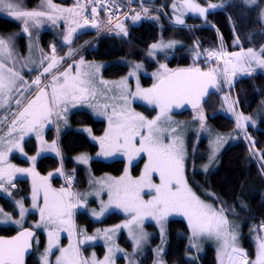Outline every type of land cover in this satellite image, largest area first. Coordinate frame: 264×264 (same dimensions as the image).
I'll list each match as a JSON object with an SVG mask.
<instances>
[{
	"label": "rangeland",
	"instance_id": "rangeland-1",
	"mask_svg": "<svg viewBox=\"0 0 264 264\" xmlns=\"http://www.w3.org/2000/svg\"><path fill=\"white\" fill-rule=\"evenodd\" d=\"M139 0H129L126 1L127 3H132V6H129L128 4L125 6V9L123 12H121L122 18L124 19L121 24L118 26H122L124 29V24L126 22H131L132 24L139 23L147 13V8L145 5H142L143 3H138ZM16 3H18V11L21 12H44L47 15L44 17H40L41 23L37 26H33L32 22H29L28 25V31L25 32L23 29L25 27L24 23L21 20H17L13 17L11 12L5 13L0 12V15L10 18L14 21H16L19 25V29L11 34H1L0 38H3L7 42V52L0 55V64H2L4 67H9V69L13 73L18 74V76H22V78H26L30 80L31 76H24V72H30L33 70L42 72L45 68L42 66V60L43 59H49V63H53V60L55 58L58 60V62L55 64V66L50 70L48 73H44V77L39 78L40 84L39 86L36 85V89L43 85L42 83L48 80L47 84L48 86L53 85L57 81L63 80V83L65 85L66 80L64 77V73L68 74L67 83L72 84L76 83L79 88H86L87 92L81 93L80 91H76L75 95L77 99H72L71 97L67 100L66 106L69 108V106L72 105V102L78 103L79 110H86L91 113L93 117L96 119H101L105 121V130L99 134L95 135L91 131L89 126H70L71 129H74L75 131L83 132L91 142L95 143L98 147V150L93 155H89L88 153H81L74 156V159L77 161V163L89 166L91 160L97 159L101 161H114V160H122L124 162V171L119 177H113L111 175H101V176H94L91 173L88 174V185L84 189L74 190L72 186H69L68 188L64 186V183L71 178L74 180L72 176L65 175L64 170L62 167V164L58 166L60 168V172L57 173L54 177L59 178L61 185H59L60 188H66V192H70L73 194V192L76 193V195H72L70 198H65V203H70L74 209V217L73 220H71L70 225H59V224H48L41 218V212L39 216L30 217L29 215L33 214V211L29 210V204H25L24 198L28 200V195L26 194L24 198H18L19 201L15 202H8V199L5 200V203L0 204V226H16L18 228L22 227L24 222L30 223L31 226L39 225L37 227L38 229L44 230L45 232V239H44V245L42 248L37 249L36 256L39 257V261L41 260L40 264H44L43 256L45 254L46 249L49 247V232L55 231L57 233V238L60 234L67 230H79L81 227H78L75 221V213L77 210L79 211H86L90 218L95 222H100L104 217H106L110 213H117L123 216V219L119 222L113 224V225H107L103 227L96 228L98 235V243L103 246L104 251L103 254L105 259L101 262H104L107 258V264H133L131 263V258L134 259L133 256V250L130 248V251H127V248L124 247L119 242V237L124 234L126 235L125 238L129 241V238L134 242V250L139 251V255L143 254L147 249L152 250L153 252V264H165V258H163V253L166 247V232H167V223L170 219H182L186 222L187 228L189 231L188 237V248L189 252H187V257L189 259H198L200 256L206 252V249L208 247L212 248L214 250V253L216 255L217 264H232L235 262L239 257H243L242 264H248V262H256L258 260V252L259 251V245L261 242H264V224H261L259 226H256L257 231L261 235V240L259 238V241L256 237H252L253 241L255 242L254 246V253L248 256L247 253V247H246V236L245 230L243 227V221L237 216H229L226 215V211L223 210V214L228 217L227 221L229 222L227 227V232L229 235H221V237L218 239L215 236L209 237L207 234L202 235H193V231L189 226L188 217L181 214V213H170L167 216H165L163 219L158 220L157 218L153 217H146L144 218L140 223L138 224H131L129 227H117L122 226L126 224L128 221L132 219V215L123 211V209L118 208L115 206V204H109V194H108V188L106 185L111 182V180H118L122 176L125 175V168H128V174L133 178L137 179L141 176V174L144 171V166L146 163H148V156L147 153H141L139 156H137L131 165H129L128 157L127 155L121 153H116L114 155H104V151H111V148L108 144V142L105 140L104 147L102 149L101 146V140L105 138V133L109 129V116L113 115V110L119 112L121 108H127L135 113H139L140 115L144 116L148 120L155 119L160 114V107L157 104H149L146 100L141 99L139 97H134L131 95H127L128 92L136 93L137 87L139 89H151L154 84H157L159 82V77L161 75H166L167 73L175 70L170 68L166 63H158V67L154 71L147 70L142 63L139 62H132L128 63V69L125 72L124 75H122L120 78L117 79H111L106 78L103 76L102 71L105 68L106 65H108L109 62L106 61H90L85 60L82 56L74 58L73 56L78 54L79 51H81L82 48L76 49V42L78 39L76 38L79 34L88 32L91 30H99L101 29V23H103L102 19H104V16L102 12L98 13V16L96 17L97 23L94 24V22H89L85 20V16L92 14L89 13L88 8L83 2H76L72 1L71 4H62L60 2H56L55 0H51V3L55 5V9L51 8L48 4V0H40L39 4L33 8L29 9L26 4L25 0H16ZM136 5V6H135ZM209 5H221V3H209ZM264 6V5H263ZM85 8V9H84ZM220 7H214L209 8L211 10L218 9ZM130 9V13L127 14L128 10ZM71 10V11H68ZM48 15H51L56 18L55 23H53L52 20L48 19ZM263 19H264V11H263ZM134 17H139V19H134ZM157 19V18H156ZM87 21V23H86ZM104 24V23H103ZM95 25V26H94ZM105 25V24H104ZM116 27L114 31L112 32H121L120 27ZM51 33L54 35L52 37V42L50 43L49 49L45 50L42 48L40 44V36L44 33ZM69 32H71V36L69 40H66L65 37L69 36ZM23 39L24 48L28 49V56L25 55L24 50H21L20 40ZM76 43V44H75ZM171 43L172 47H166V48H157L152 49L153 44H164L167 45ZM86 43L83 47L88 45ZM185 44L183 41L179 39H159V41H156L149 46V50L151 51V55L155 57L156 53H163V54H169L172 53L175 49L180 48L184 46ZM66 46V47H64ZM263 47V44L260 46V48ZM248 48V47H247ZM55 49V51H53ZM252 50H255L253 48H249ZM249 49L243 48L241 53L243 54L242 57H237V61H242L239 66V68L243 69L242 72L235 68L233 62L230 60V56L223 52L222 47L220 49H214L212 47L206 49L208 52L200 51L198 48H196L193 52V59L194 62L191 63L188 67V69H201L202 64L204 62V58L209 57L212 58L211 62L208 61V64H204L206 72H212L214 74L215 79L222 80L220 85L223 87V104L228 106L229 109V102L230 106L232 107V117L234 119V127H235V133L230 135H222L221 133L215 132L212 130L210 125L207 123V116L205 114V111L202 108H199L197 110H194L192 113V118L194 119V125L188 121L185 122L184 126H178L176 123L178 120L173 117L171 118V122H166V118L162 120L161 122V128L164 129L163 136H164V143H171L174 139L179 137V140L182 141L183 146V153H184V161H183V175L184 179L187 182L188 187L191 189V191L195 194V196L205 205H210L211 209L220 212L222 209L216 205L212 200L206 198L201 192L196 190L188 181L187 177V165L186 161L190 157L188 154L189 149V142H192L190 153L192 156L195 153V149H197V145L202 139V136L206 138V143L208 146V152H206L204 164H196L195 170L196 171H210L214 169L215 164L217 162V157L220 151L229 143L235 141L237 137L240 136V130L239 128H242L243 130L247 129L250 126H256V123L254 121L256 118L259 117L257 121H264V102L262 101L261 105L263 106V109H257L256 112L258 114H255V118H251L247 116L248 114H242L239 106H238V100L237 97L234 96L232 93V81L235 79V76L239 77V75H245V74H253L255 70L250 69V67L255 64L253 59L249 55L250 53H247ZM259 49V48H258ZM237 50H233L234 54H236ZM10 52L11 55L9 56L7 53ZM71 52V55L69 53ZM244 52V53H243ZM246 52V53H245ZM214 55H211L213 54ZM43 57H40V56ZM203 60L202 64H199L197 61ZM135 65H141L140 68H136ZM161 65L166 66L167 72L165 71V68H162ZM200 66V67H199ZM219 68H218V67ZM60 68V69H59ZM203 68V67H202ZM58 69L57 73L56 70ZM135 73V75H129L130 73ZM14 76V75H13ZM149 77L150 82L148 84H144L142 81V77ZM54 77L56 79H54ZM73 77H76L77 79L75 81L72 80ZM126 79V85L122 84L121 82ZM18 79L16 76H14L13 81H15L14 87L17 88L15 95L13 96V100L15 98H19L21 100L22 97H29L32 93L30 90L34 89V86H29L27 80ZM37 80V79H36ZM225 80V81H224ZM82 81V83H81ZM223 82V85H222ZM219 83L216 82L214 87H218ZM46 84V85H47ZM22 85L27 88L26 92L23 94L20 93V88H22ZM43 87V86H42ZM45 87V86H44ZM43 90V89H41ZM41 90L39 91L38 95L40 94ZM45 94H48L46 91H43ZM231 97H229V94ZM37 95V96H38ZM83 96L82 99L80 97ZM123 96H127L128 103L125 105L124 100L122 99ZM42 97V96H41ZM37 98V97H36ZM264 99V98H263ZM16 100V99H15ZM16 103V102H15ZM17 104V103H16ZM108 106L105 108V106ZM136 105H142L149 109H155V113L152 117H147L143 111H141ZM220 113L225 114L226 116H229L230 113L226 110L225 106H221L218 110ZM239 112V114H236ZM260 112V113H259ZM5 113V112H4ZM7 114L5 113L0 117V122L5 121L7 119ZM168 117L174 116L173 113L168 111L167 113ZM203 116L204 119L201 121L200 117ZM240 117H247L248 119H239L240 125L242 127H238V118ZM203 125V126H202ZM69 128V129H70ZM172 128L178 129L179 132H172ZM86 129H90L89 134H86ZM146 134V133H145ZM240 138V137H239ZM138 141V142H137ZM248 143L255 144V139L252 137L248 140ZM36 144V142H35ZM59 144V142H58ZM136 146L139 147V138L136 140ZM60 147V146H59ZM259 150V149H258ZM35 154H28L29 156V163L25 166L27 169H32L31 166H35L34 161L31 159L34 157ZM258 155L263 158V154L261 151H259ZM80 157H86L87 163H83L80 159ZM258 158L257 161L260 165L264 166V159ZM60 159V158H59ZM33 162H32V161ZM16 161V160H12ZM140 161V171L138 174H134L132 171V167L135 163ZM196 162V161H195ZM7 168V167H5ZM54 170V169H53ZM4 180H9L8 176L5 175ZM51 184L52 179L49 178ZM14 181H10L7 185V189L10 192V186H13ZM159 181V175L158 173H154L152 177V183L158 184ZM27 184V181L25 182V185ZM12 192H10V196H12ZM154 195V192H150L147 188H145L141 192V198L145 201L151 200ZM20 202V203H17ZM32 204H34L33 201H31ZM13 204V208L17 210L18 214L10 215L6 213L7 211L6 206H9V204ZM23 205V208L25 209L23 217L20 215V206ZM75 204V205H74ZM35 207L30 206L31 208H37L38 204L35 203ZM107 206V209L101 214L102 207ZM71 208V209H72ZM26 210L28 212L26 213ZM6 213V214H4ZM95 213V215H94ZM47 216V212H45V217ZM63 219L68 220L70 217L65 215ZM239 219V222H236V220ZM35 220V221H32ZM16 221H20V223H16ZM5 224V225H3ZM238 224V225H237ZM153 226V228L149 227ZM241 225V227H240ZM84 230V228H81ZM106 229H115V231H110L105 233L104 230ZM163 229V231H161ZM146 234L144 238L141 240L140 244L137 245L135 243V240L133 239V235L139 236L140 233ZM252 232V229L250 230ZM249 232V233H250ZM235 236V240L233 241L231 236ZM156 238V239H155ZM155 239V240H154ZM227 241V243L225 242ZM37 241V245H38ZM130 243V242H129ZM131 244V243H130ZM229 247L230 251L228 253V256H230L231 250L235 249L240 252H236L233 256V258L230 256L228 259L226 256L225 248ZM132 247V246H131ZM57 249V244L55 247L52 248L51 253L47 256L48 264H52L51 258L55 254ZM111 249V252L109 251ZM257 250V251H256ZM89 251V250H88ZM87 253V252H86ZM85 253V254H86ZM132 253V254H130ZM133 256V257H132ZM57 259V258H56ZM84 259V257L82 258ZM114 261V263H113ZM231 261V262H230ZM86 262V263H85ZM101 262L99 264H101ZM85 264H91L88 262L87 257L83 261ZM139 263V261H138ZM53 264H56V261H54Z\"/></svg>",
	"mask_w": 264,
	"mask_h": 264
},
{
	"label": "trees",
	"instance_id": "trees-1",
	"mask_svg": "<svg viewBox=\"0 0 264 264\" xmlns=\"http://www.w3.org/2000/svg\"><path fill=\"white\" fill-rule=\"evenodd\" d=\"M62 4H71L72 0H55ZM122 8H125V0H117ZM200 3H221L222 7L209 12L201 21L198 19L188 20L202 24L200 28L174 27L169 22L156 19L152 14L154 11L147 12L144 18L137 24L126 22L122 32L114 33V26L105 32L98 34L99 30H91L79 34L76 38L78 41L76 49H81L74 58L82 56L85 60L106 61L108 65L102 71L106 78H120L128 69V63L139 62L150 71L158 67V63H166L172 69L187 68L194 62L193 51L187 46L192 42V35L199 37L198 50L205 51L212 47L215 48L218 41L224 48L230 52L234 49L253 47L258 49L264 42V26L259 19V13L264 5V0H254L249 3L248 0H198ZM40 0H25L29 9L35 8ZM170 0H139L138 3L150 5L154 8H163L167 10ZM19 29L16 21L0 15V33L11 34ZM51 33L44 32L40 36V44L43 49H49L53 41ZM159 39H179L183 41L184 46L175 49L172 53H157L155 57L149 50L150 44L159 41ZM21 50H24L23 39L20 40ZM83 47L86 43H88ZM66 47V46H64ZM264 56V55H263ZM202 64L203 60L197 61ZM200 67V66H199ZM203 67V68H202ZM202 69L205 65L202 64ZM253 74L235 76L232 81V94L237 97L238 106L242 114H250L257 110L264 98V73L257 69ZM32 73V72H31ZM30 75V73H29ZM144 84L150 82L149 77H142ZM218 83L222 80H216ZM223 85V82H222ZM220 83L219 86L211 92L208 99L203 103L202 109L207 116V123L213 131L221 134L235 133L234 121L232 118L220 113L218 110L223 105V92ZM147 117H152L155 109H149L142 105H136ZM259 108V107H258ZM179 117L192 116V112L185 111L176 113ZM264 121L256 126L248 127L258 151H261L264 159ZM89 126L93 134L99 135L105 130V121L96 119L86 110H75L70 115V126ZM51 137V133H47ZM240 137V136H239ZM227 144L218 154L217 162L214 169L210 171H196V164L203 165L208 146L206 138H202L192 156L190 153L192 142H189L188 154L190 157L186 161L187 177L189 183L206 198L212 200L226 215H237L243 221L245 235L249 232L250 227L264 224V176L258 169L257 164L249 154L246 144L241 138ZM59 146L62 157L61 163L65 175L74 178V190L84 189L87 187V177L91 173L94 176L111 175L119 177L124 171V162L122 160L101 161L91 160L89 166L77 163L74 156L81 153L93 155L97 152L98 147L91 142L89 138L79 131L68 129L59 136ZM27 153L31 154L35 150L33 139L25 143ZM192 151V150H191ZM196 161V162H195ZM59 161L53 157L45 156L40 158L36 164V170L40 174H45L49 170L55 169ZM140 161L132 167L133 173L138 174L140 171ZM55 186L61 185L59 178H53ZM17 190L13 192L8 202L18 198H24L28 193L24 180H16ZM5 198L0 197V203H5ZM13 204L6 206L8 210H13ZM123 217L117 213H110L100 222L93 221L85 211L77 210L75 221L78 227L84 228L86 232H92L98 227L113 225ZM153 228V226L148 225ZM15 229L12 227H1L0 235H12ZM187 224L182 219H170L167 223L166 247L163 253L165 264H217L214 250L210 247L198 259H189L187 257L188 235ZM44 234H38L37 247L42 248L44 245ZM156 239V238H155ZM154 239V240H155ZM119 242L127 248L131 244L122 234ZM248 256L253 254V247L247 245ZM33 251L27 259L26 264H40L37 259V249ZM101 257L104 251L102 245L98 244L90 248ZM89 248L82 247L81 254L84 256ZM138 264H153V252L147 249L139 256Z\"/></svg>",
	"mask_w": 264,
	"mask_h": 264
},
{
	"label": "snow or ice",
	"instance_id": "snow-or-ice-1",
	"mask_svg": "<svg viewBox=\"0 0 264 264\" xmlns=\"http://www.w3.org/2000/svg\"><path fill=\"white\" fill-rule=\"evenodd\" d=\"M249 3H254V0H248ZM48 4L51 8L55 9V5L48 0ZM192 10L197 11L201 14L205 13L206 9L199 7L195 4H188ZM210 8L222 7V5H209ZM18 3L16 0H0V12H11L13 17L17 20H21L25 27L24 31H28L29 22H32L33 26H37L41 23L40 17H44L47 14L44 12H21L18 11ZM71 11V10H68ZM95 12V9H93ZM48 19L55 23L56 18L48 15ZM139 19V17H134ZM178 23H183V20L178 19ZM87 23V21H86ZM95 26V25H94ZM123 34H127L122 26ZM69 36L65 37L69 40ZM7 42L0 38V55L7 52ZM152 49L172 47V44H153ZM55 51V49H53ZM248 52L253 55L252 49ZM9 56L10 52L7 53ZM261 54L264 55V48L261 49ZM71 55V52L69 53ZM211 55H214L211 54ZM238 55V54H234ZM256 62L259 67L264 68V59L256 58ZM55 66V61L50 63L47 68L44 69V73H48ZM138 69L141 65H135ZM162 68L166 66L161 65ZM0 68L3 65L0 64ZM11 71V70H9ZM42 73L41 75H43ZM18 79H21L18 74L13 73ZM66 80L65 85H62L59 93L53 89V101L57 104L64 101L66 102L70 97L77 99L75 93L80 91L81 93L87 92L86 88H79L76 83L68 84V74H63ZM135 75V73H130ZM54 79H56L54 77ZM77 78L73 77L75 81ZM126 79L122 81V84L126 85ZM215 77L212 72H201L197 69L180 70L174 73H168L167 75H161L159 82L154 84L151 89H139L137 87L136 93L128 92L127 95L139 97L146 100L149 104H158L160 106V114L152 120L146 119L139 113H135L127 108H121L119 112L113 110V115L109 116V129L105 133V138L101 140L102 149L104 147L105 140L108 142L111 151H104V155H114L116 153H123L127 155L129 165L132 164L133 160L141 153H147L148 163L144 166V171L141 176L137 179H133L128 174V168H125V175L118 180H111L106 185L109 194V204H115L116 207L123 209V211L132 215V219L126 224L119 227H129L131 224H138L146 217L157 218L158 220L163 219L170 213H181L188 217L189 226L193 231V235L207 234L209 237L215 236L220 238L221 235H229L227 227L229 222L223 215V210L216 212L211 209L210 205L203 204L188 187L187 182L183 175V161L184 153L182 141L179 137L174 139L171 143H164V136L162 135L164 129L161 128V122L166 118V122H171V118L167 116L171 104L180 99H188L192 103L193 107L197 106L199 98L204 95L205 89L208 84L214 81ZM82 83V81H81ZM15 81H12L9 85L5 84V80L2 74H0V96L3 95L5 87L11 90L12 85ZM33 84L39 86V78L33 81ZM46 95L43 90L37 96L36 100H39L41 96ZM83 96L80 97L82 99ZM125 105H127V96H123ZM16 103L19 105L20 100ZM36 101H30L28 106L20 113V118L31 117L29 126L27 129L22 128L21 131H32L36 126L40 125L42 120L48 118L51 115V108L46 105L37 111H32L33 105ZM108 106L106 105L105 108ZM60 113H57L59 117ZM203 121L204 117H200ZM239 119H248L247 117L238 118V127H242L239 123ZM17 121H13L16 124ZM203 126V125H202ZM90 132V129H86ZM172 129V132H175ZM146 133V134H145ZM139 138V147L136 146V140ZM23 139V136H21ZM13 148H22L19 143L12 146ZM53 151H58L55 146V142L49 146ZM12 149L10 148L9 151ZM35 161V157L31 158ZM83 163H87L86 157H80ZM5 160V154L0 152V163ZM17 172H31L34 175V169H17L12 165H8L7 168L0 167V188H3V178L5 175L8 176L9 181L14 173ZM154 173L159 175V183H152V177ZM49 175H52L51 173ZM47 180V178H42ZM71 178H69L70 180ZM147 188L150 192H154L151 200H143L141 198V192ZM38 190L34 188V204L35 207V194ZM52 193V202L49 203V192ZM73 194L61 190L59 193L50 190L48 186H44V203L45 208H42L41 218L48 224H59V225H70L71 220H65L63 217L67 215L71 216V208L73 207L70 203H65V197H71ZM20 203V202H17ZM107 209V206L102 207L101 214ZM25 209L23 205L20 206V215L23 217ZM45 212L47 216L45 217ZM95 215V213H94ZM20 223V221H16ZM39 227V225H37ZM105 233L115 231V229H106ZM163 231V229H161ZM33 234L30 231L21 232L18 236L11 239L0 238V264H23L24 253L30 247L29 238ZM146 234L140 233L139 236L133 235V239L137 245L140 244L141 240ZM49 247L46 249L43 256L44 264H48L47 256L51 253L52 248L58 243L57 233L55 231L49 232ZM232 240H235V236H231ZM92 239V238H89ZM227 243V241H225ZM61 256L57 257L56 264H78L75 259V255L78 249L74 245H70L68 249H61ZM111 252V249L109 250ZM233 251H236L233 249ZM95 264V261L92 262ZM101 264H107V258ZM248 264H264V242L259 245L258 260L256 262H248Z\"/></svg>",
	"mask_w": 264,
	"mask_h": 264
},
{
	"label": "crops",
	"instance_id": "crops-1",
	"mask_svg": "<svg viewBox=\"0 0 264 264\" xmlns=\"http://www.w3.org/2000/svg\"><path fill=\"white\" fill-rule=\"evenodd\" d=\"M146 1H153V0H146ZM188 4H195L198 5L201 8L206 9L205 13L201 14L197 11L192 10L190 7H188ZM209 7V3H200L198 0H170L169 4H168V8H167V12L168 15L171 19L172 22L176 23L178 26L177 27H182L183 25H186L185 27L190 28V30H192L193 28H200L202 26V24H199L197 22H189L188 20L191 19H198V20H203L206 16V14H208L211 11V9H208ZM210 8V7H209ZM216 10V9H215ZM263 11H264V6L261 8L260 13H259V19L262 23V25L264 26V19H263ZM183 20V23H178L177 20ZM199 37H195L194 34L192 35V42L190 45L187 46L188 49H196L198 46V41H199ZM263 47H259V49H255L253 47H248L246 49L249 48H253L255 50H253V53L255 54V57L258 59H264V56L261 54V49L264 48V42L262 43ZM243 49V48H242ZM242 49H235L236 54L238 55H234V52L230 51L228 52V55L230 56V60L231 62H233L234 66L236 69H238L241 63H243V59L242 61H237V57L241 56L242 57ZM25 55L28 56V49L25 48L24 50ZM244 53V52H243ZM246 53V52H245ZM249 53V52H247ZM250 57L253 59V61L255 62V64H253L250 69L258 71L257 69H261L260 71H262L264 73V68L259 67L257 62H256V58L253 57L252 54ZM40 57H43L42 55ZM55 61V64L58 62V60L55 58V60H53V62ZM49 63V59H43L42 60V66H44V68L48 67ZM9 67H4L0 68V74L3 75L4 80H5V84L9 85L12 81L14 76L12 75V71H9ZM239 70L242 72L243 69L239 68ZM50 72V71H49ZM25 74V72H24ZM31 76L30 80L26 79V78H22V76H19L20 78H22L23 80H27L29 83V86H34V84L31 82L33 81L32 77L33 75H28V77ZM40 81V80H39ZM49 83V82H48ZM64 85L63 80L61 81H57L55 82L53 85L48 86L45 85V87L43 88V91H46L48 94L42 96L39 100H36V97L38 95L39 92H37L32 98H30L28 101L26 99V97H22L21 98V103L18 105L15 102L17 100H19V98H15L13 100V96L16 93L17 88L14 87V85H12L11 90H9L8 87H5L3 95L0 96V114H2L4 111H6V116H9V119H11L9 121V123H7V125H5V127H0L3 128L0 131V152H3L5 154V160L3 163H0V167H7L8 165H12L17 169H27L25 166L29 163V156L26 151V147H25V142L29 139L32 138L35 140L36 144H35V150L32 154H35L34 157L36 158L34 163L35 166H31L32 169H34V173L36 175H34L31 172H17L14 173L11 177V180H27V184H26V188L29 186V195H28V200L25 201V204H29L30 206H32V202H34L33 200V196H34V188L37 189L38 191L35 194V203L38 204L37 208H31L29 206V210L33 211L32 215L36 216L37 220V216L40 215L39 212H41L40 210L42 208H45V203H44V186H48L50 188V190L55 191L56 193H59L62 189L65 190L66 188H60V187H56L54 185L51 184L49 178L52 179V177H54L57 173L60 172V168H57L53 171L48 172L47 174H39L36 170V163L38 161L39 158L44 157V156H51L54 158H61V150L58 144V138L60 136V134H62L63 132H65L66 130H68L70 128V115L73 111L78 110V103L77 102H72V105L69 106V108H67L66 106V102L62 101L59 104L55 103L53 101V89L55 88L57 90V93H59V90L61 88V86ZM23 86V85H22ZM25 86L22 87V89L20 90V92H26ZM27 101V102H26ZM30 101H36V103L33 105L32 107V111H37L39 109H41L43 106H47L49 108H51V115L48 116L47 119L42 120L40 125L36 126L34 130L32 131H25L22 132L21 129H27L29 126V121L31 119V117H26V118H20L18 119V117L20 116V113L24 110V108H26L29 104ZM264 102V99L261 100ZM68 104V103H67ZM259 107V108H258ZM257 107V109H263V106L260 104ZM226 110L229 112L228 106L225 105ZM60 113L59 117L57 116V113ZM260 113V112H259ZM255 114H258V112H253L248 114L247 116L251 117V118H255ZM259 115V114H258ZM175 117L178 122L176 123V125L178 126H184L185 122L190 121L193 125H194V119L193 118H182V117ZM172 116L170 118H173ZM8 119V120H9ZM259 119L256 118V120L254 121V123H256V125H258L260 122L257 121ZM13 121H17L16 124H13ZM2 122H0V126ZM264 126V123H263ZM175 129V132H179L178 129L176 128H172ZM50 132L51 133V137L48 138L47 137V133ZM86 134H89L88 131H86ZM224 135H230V134H222ZM21 136H23V139H21ZM231 137V135H230ZM237 139V138H235ZM53 142H55V146L56 149L58 151H53L49 146L53 144ZM138 142V141H137ZM16 143H19L22 151L19 148H13L12 146L15 145ZM12 149L11 151H9V149ZM12 160H16V161H12ZM32 161V160H31ZM33 162V161H32ZM52 175H49V174ZM47 178V180H43L42 178ZM10 180V181H11ZM9 180H4L3 178V188H0V196H8L9 195V191L7 189V185L10 182ZM66 191V190H65ZM66 198V197H65ZM52 202V193L51 191L49 192V203ZM75 205V204H74ZM28 212V210H26V213ZM16 214H18V212H16ZM226 219H228V217L225 215V213L223 214ZM74 217V209H71V216H70V220H73ZM241 219V218H240ZM242 220V219H241ZM236 222H239V219L236 220ZM241 222H239L240 224ZM238 225V224H237ZM241 227V225H240ZM252 229V232H250V230ZM45 235L44 230H41ZM250 232V233H249ZM249 232L246 234L247 236L246 238V246L247 245H251L253 247V253H254V246H255V242L253 241L252 237H254L256 235L255 238L258 239L259 238L261 240H263L261 238V235L259 234V232L257 231L255 226L250 227ZM97 233V230H94L92 232H86L85 230H82L81 228L79 230H67L65 232H63L62 234L59 235L58 237V243H57V249L55 254L53 255V257L51 258L50 261H52V264L54 263V261H56L57 257L61 256V249H68L70 245H74L76 249H78V252L75 255V259L78 261V264H85L83 263V261L85 260V258L87 257L88 262H90L92 264L93 261H95V264H99L101 261H103L105 259L104 255H102L101 257H97L96 253L93 251V249H90L92 247H94L95 245H98V235L95 234ZM92 238V239H89ZM264 241V240H263ZM129 242L131 243V250H133V256L134 259L131 258V263L133 264H138L139 261V251H135L134 250V242L131 240V238H129ZM85 247V248H89V251L84 254V256H82L81 254V248ZM130 251V250H129ZM226 251V256H228V253L230 251L229 247L227 246L225 248ZM257 251V250H256ZM236 252H240L238 250L233 251L231 250L230 252V256L233 258V256L235 254H237ZM258 252V251H257ZM132 254V253H130ZM132 256V257H133ZM216 256V255H215ZM230 256H228L227 258L229 259ZM84 257V259H82ZM231 262V261H230ZM41 263V260H40ZM114 263V261H113ZM115 264V263H114Z\"/></svg>",
	"mask_w": 264,
	"mask_h": 264
},
{
	"label": "water",
	"instance_id": "water-1",
	"mask_svg": "<svg viewBox=\"0 0 264 264\" xmlns=\"http://www.w3.org/2000/svg\"><path fill=\"white\" fill-rule=\"evenodd\" d=\"M180 70H189V69H179V70H176V71H173V72H170V73L178 72ZM213 84H214V81L207 85V87L205 89V92H204V95L199 98V102L197 103L196 107H193L192 103H190L188 99H180V100L174 101L171 104L169 110H171V111H184V110H194V109L199 108L202 105V103L209 97V95L211 93V90H212V87H213ZM24 231H30L33 234L29 238L30 247L24 253V256H23V264H26V261H27L28 257L32 254V251H33V241H34V238L36 236V232L34 230H32L31 228H29V227H25V228H23L21 230L16 231L11 236H0V238L11 239L13 237L18 236L21 232H24Z\"/></svg>",
	"mask_w": 264,
	"mask_h": 264
},
{
	"label": "built area",
	"instance_id": "built-area-1",
	"mask_svg": "<svg viewBox=\"0 0 264 264\" xmlns=\"http://www.w3.org/2000/svg\"><path fill=\"white\" fill-rule=\"evenodd\" d=\"M90 3L89 13L92 14L91 18L102 12L104 19L108 26H112L117 23L123 17L120 13V8L114 0H87ZM95 9V12H93ZM148 9V8H147ZM246 139V136H244Z\"/></svg>",
	"mask_w": 264,
	"mask_h": 264
},
{
	"label": "bare ground",
	"instance_id": "bare-ground-1",
	"mask_svg": "<svg viewBox=\"0 0 264 264\" xmlns=\"http://www.w3.org/2000/svg\"><path fill=\"white\" fill-rule=\"evenodd\" d=\"M133 3V2H132ZM132 3H130L129 4V6H132L131 4ZM134 4V3H133ZM142 5H144V4H142ZM136 6V5H135ZM130 13V9L128 10V12H127V14H129ZM153 16H155L157 19H162V20H165V21H167V22H169L170 23V25H172V26H174V27H177L178 25L176 24V23H174V22H172L171 21V19H170V17H169V15H168V12H167V10H165V9H163V8H157V11H155L153 14H152ZM184 27L186 26V25H183ZM182 26V27H183ZM112 28V27H111ZM222 47V49H223V52H225L226 54H228V51L224 48V46L222 45V43L220 42V41H218V44L216 45V47L214 48V49H220ZM235 50V49H234ZM238 52V51H237ZM229 94V93H228ZM210 96V95H209ZM229 97H231L230 96V94H229ZM236 114H239V112H237ZM251 137H249V138H246V139H243V142L246 144V146H247V149H248V151H249V154L252 156V158H253V160L255 161V163L257 164V166H258V169L260 170V172H261V174L264 176V166L263 165H260L259 163H258V161H257V159L258 158H261L259 155H258V153H259V151H258V149L256 148V146H255V144L253 143V144H249L248 143V140L250 139ZM242 262H243V257H239V258H237V260H236V264H242Z\"/></svg>",
	"mask_w": 264,
	"mask_h": 264
}]
</instances>
